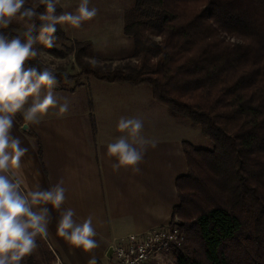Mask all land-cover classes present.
<instances>
[{
    "label": "trees",
    "instance_id": "16d2710c",
    "mask_svg": "<svg viewBox=\"0 0 264 264\" xmlns=\"http://www.w3.org/2000/svg\"><path fill=\"white\" fill-rule=\"evenodd\" d=\"M11 27L21 29L15 21ZM124 33L133 39V54L122 67L86 60L91 40L73 43L79 73L148 86L156 101L210 141L209 149L184 146L188 169L176 180L173 216L192 214L185 218L192 219L200 248H182L186 241L173 248L176 263L264 264V0H135ZM56 35L58 44L70 39L63 25ZM34 47L60 54L55 46ZM26 63L45 66L40 54ZM56 74L58 84L79 75ZM15 117L21 120L20 113ZM207 173L213 193L206 207L191 212ZM37 244L23 264H55L45 239L38 236Z\"/></svg>",
    "mask_w": 264,
    "mask_h": 264
},
{
    "label": "crops",
    "instance_id": "0c3cea01",
    "mask_svg": "<svg viewBox=\"0 0 264 264\" xmlns=\"http://www.w3.org/2000/svg\"><path fill=\"white\" fill-rule=\"evenodd\" d=\"M91 79L72 89L55 86L59 98L68 100V94H74L67 113L60 116L57 108H50L30 127L24 126L20 114L21 120L15 117L11 130L29 148L21 158L22 173L28 176L27 170L39 171L44 181L41 188L63 181L67 191L62 208H74L78 221L90 214L93 217L98 246L84 252L57 234L59 211H52L44 239L55 255V264H88L93 256L97 263H107L115 238L170 222L177 203L176 180L188 169L184 146L187 142L196 146L185 133V120L156 101L148 86ZM121 117L142 119L141 134L156 142L155 148L145 146L139 173L130 167L114 172L111 167L116 158L107 154L106 145L122 135L116 127ZM29 163L32 167L27 169ZM27 185L30 189L36 186L33 180Z\"/></svg>",
    "mask_w": 264,
    "mask_h": 264
},
{
    "label": "clouds",
    "instance_id": "9594fccd",
    "mask_svg": "<svg viewBox=\"0 0 264 264\" xmlns=\"http://www.w3.org/2000/svg\"><path fill=\"white\" fill-rule=\"evenodd\" d=\"M90 2L79 0L74 12L58 14L60 0H0V264H23L37 248V237L47 238L53 210L59 211L57 234L69 245L84 252L98 246L92 215L78 221L74 208H62L67 191L63 181L48 188L36 185L29 189L21 160L29 148L11 132L17 113L24 126L30 127L38 124L50 108H57L60 116L69 111L68 100L55 95L58 78L54 66L37 67L26 61L35 60L42 51L34 47L37 42L47 49L60 46L57 25L67 23L79 28L82 22L94 18L98 9L90 7ZM41 5L43 12L38 11ZM37 20L42 23L38 35H34ZM14 21L21 25L20 30L11 27ZM10 32L17 34L10 36ZM116 127L122 135L106 145L107 154L116 158L111 167L114 172L130 167L139 173L145 146L155 148L156 142L141 134L144 123L138 117H121ZM149 211L158 214L157 210ZM88 264H97L96 258L93 256Z\"/></svg>",
    "mask_w": 264,
    "mask_h": 264
},
{
    "label": "rangeland",
    "instance_id": "374dc122",
    "mask_svg": "<svg viewBox=\"0 0 264 264\" xmlns=\"http://www.w3.org/2000/svg\"><path fill=\"white\" fill-rule=\"evenodd\" d=\"M134 2L135 0H91L90 7L94 6L98 9V13L94 18L82 22L79 28L73 27L67 23L63 25L70 39L65 41V44H59L60 46L56 47L60 54H51L42 50L40 52V58H42L45 66H54L56 72L63 71L70 74L78 73L79 75L74 79L67 80L63 84H57L56 86L72 89L73 86L77 84H86L92 80V77L79 73L80 68L75 61L74 51H72L73 43L78 40H85V38L88 37L92 39V47L87 50L88 53L85 59L91 60L99 66L122 67L131 61L133 54V39L124 33V22L125 14L130 10ZM78 3L79 0H60V5H63L64 11L68 12H74ZM68 98L70 104V98L74 99V94H68ZM55 109L56 108H54V110ZM185 122L187 124L185 133L191 137L196 147L203 146L200 148L209 149L207 147H210V141L202 134L200 128L192 125L187 120H185ZM29 167H32L31 163L26 166L27 169ZM27 173L28 176L23 174L26 183L29 180H33L36 185H43L44 181L39 171L27 170ZM208 175L209 173L201 176L202 180L207 183V186L204 187V192L206 191L207 194L205 195L204 192H201L202 194L198 193L196 202L199 203L191 206V212L196 211L199 207H206L207 195L208 198H210L211 193H213V191H210L212 187L208 185V179H210ZM210 182L214 184L212 179ZM218 199H221V197H217L213 202H218ZM180 215L183 216V218L180 217ZM186 215L190 216L192 214H176V216H172L170 222L166 224H182L184 222L183 229L186 243L182 248H188V250L189 248H195V246L200 248L199 245L193 243L194 237L196 236V228H194L191 218H185ZM176 254L177 252L175 250H169L161 253L157 258L146 264H177Z\"/></svg>",
    "mask_w": 264,
    "mask_h": 264
},
{
    "label": "built area",
    "instance_id": "2783aa9c",
    "mask_svg": "<svg viewBox=\"0 0 264 264\" xmlns=\"http://www.w3.org/2000/svg\"><path fill=\"white\" fill-rule=\"evenodd\" d=\"M184 241L185 232L179 223L156 226L115 238L109 261L97 264H146L161 253L182 246Z\"/></svg>",
    "mask_w": 264,
    "mask_h": 264
},
{
    "label": "water",
    "instance_id": "95a60500",
    "mask_svg": "<svg viewBox=\"0 0 264 264\" xmlns=\"http://www.w3.org/2000/svg\"><path fill=\"white\" fill-rule=\"evenodd\" d=\"M112 254V248H110L109 250V256Z\"/></svg>",
    "mask_w": 264,
    "mask_h": 264
}]
</instances>
